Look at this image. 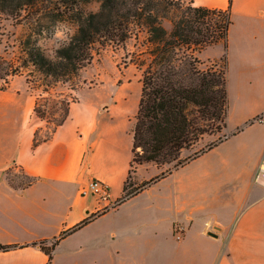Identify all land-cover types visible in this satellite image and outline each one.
Masks as SVG:
<instances>
[{"label": "crops", "instance_id": "1", "mask_svg": "<svg viewBox=\"0 0 264 264\" xmlns=\"http://www.w3.org/2000/svg\"><path fill=\"white\" fill-rule=\"evenodd\" d=\"M190 1L230 9L223 139L171 173L139 165L134 185L165 173L151 184L162 190L140 194L150 185L120 202L141 84L114 88L105 109L77 99L50 138L34 145L44 125L37 98L11 80L0 90V245L16 248L0 252V264H264V119L256 121L264 117V0ZM214 47L219 56L200 57ZM202 52L207 68L223 45ZM11 169L32 182L14 186ZM141 169L153 173L139 177ZM93 179L108 185L116 206L91 217L96 199L80 190ZM41 243H56L51 259Z\"/></svg>", "mask_w": 264, "mask_h": 264}, {"label": "trees", "instance_id": "2", "mask_svg": "<svg viewBox=\"0 0 264 264\" xmlns=\"http://www.w3.org/2000/svg\"><path fill=\"white\" fill-rule=\"evenodd\" d=\"M97 1L96 11L86 12L83 5ZM191 2V1H190ZM183 4L177 0H0V17L11 19L14 25L26 26V32L17 40V51L12 60L0 56V80L9 86L12 77L29 74L41 75L43 91L48 92L52 82L71 83L79 78L83 68L89 65L93 55L106 46H124L131 39L139 42V48L127 54L126 59L141 73V93L134 116L133 158L129 175L123 187L124 202L138 194L160 177L150 179L141 185H131V175L137 167L152 163L157 166L173 164L166 171L182 167L212 149L185 159L183 150L195 146L205 135L221 132L226 126L227 93V39L232 24L230 9H209ZM56 21H66L76 27L71 43L61 44L49 58L41 47H36V39L53 34L52 25ZM170 24L166 29L164 22ZM223 45L222 62L219 70L217 62L201 69L198 54L207 47ZM126 63V62H125ZM29 68L31 70H29ZM30 76L26 84L30 85ZM71 90L77 91V85ZM67 102L64 115L55 129L66 120L71 103ZM37 102L34 112L43 120ZM54 129V130H55ZM52 131V133L54 132ZM51 133V135H52ZM50 137L37 139L34 145L47 141ZM10 183L17 187L29 185ZM56 243L40 248L52 258ZM16 246L0 245V252Z\"/></svg>", "mask_w": 264, "mask_h": 264}, {"label": "rangeland", "instance_id": "3", "mask_svg": "<svg viewBox=\"0 0 264 264\" xmlns=\"http://www.w3.org/2000/svg\"><path fill=\"white\" fill-rule=\"evenodd\" d=\"M179 1L183 4H189L190 2V0ZM98 5L99 3L94 1L83 5L82 7L86 12H91L96 11L98 9ZM67 23L71 26L72 31L75 32L76 27L69 22ZM164 26L166 29H170L169 22L165 21ZM25 32L26 26L14 25V22L11 19L0 17V56L6 60H12L17 51V40ZM142 38L143 35H141L139 42L135 39H131L127 41L124 46H106L104 48H100L94 53L91 63L81 70L79 78L74 81V84L73 82H52L48 92L43 91L44 85H42V77L37 72L29 74L28 69H26L22 75L10 78L15 81V85H20V83H26L25 78L27 74L30 76L29 79L31 80V83L27 86L32 94L37 98L38 111L43 116L44 122L43 127L37 131V139H43L51 136L56 124L64 115V109L67 102H71V100L75 99H79L81 102L91 100V104H100L99 107L105 109L110 103V95H113L112 91L114 88L127 82L140 84V71L135 65L130 63L129 59H126V57L127 54L138 50V46ZM40 41L42 43L41 48L49 58H54V51L61 44L65 43L63 38L56 37L54 34L48 36L45 35L40 38ZM219 55L220 47H214L202 52L200 57L203 60H207L213 59ZM213 61L217 62V67L221 70L222 62L219 59L206 63V66H210ZM200 68L205 69V66L200 65ZM29 70L31 69L29 68ZM72 84L78 86L77 91L71 90ZM3 85L4 82L0 80V87ZM131 115L132 112H130V116ZM134 116L135 114H133L130 119L134 120ZM223 137L222 131L205 135L195 146L190 149L183 150L181 158L185 159L196 153L205 151L211 144L220 142ZM172 166L173 164L164 165L161 170L163 172L164 170L167 171ZM152 173L153 170L146 171L145 169H141L139 177H147ZM8 175L15 184H25L28 182V179L25 178L21 170L11 169L9 170ZM178 175L174 176L170 181L176 179ZM131 176V180H129V188L132 187L131 185L135 184V175ZM160 189L162 190V188L158 185H151L147 190L140 194H159Z\"/></svg>", "mask_w": 264, "mask_h": 264}, {"label": "built area", "instance_id": "4", "mask_svg": "<svg viewBox=\"0 0 264 264\" xmlns=\"http://www.w3.org/2000/svg\"><path fill=\"white\" fill-rule=\"evenodd\" d=\"M264 119L263 116L256 118V121L262 122ZM261 171L264 172V160H263V165L261 166ZM261 185L264 187V180L262 181ZM109 187L106 183L103 181L93 179L91 180L86 186L82 187L80 190V195L81 196H93L96 199V208L94 214H92L91 217H94L98 213L113 209L116 204L112 203L110 200V195H109ZM175 232V237L180 239L183 236V228L176 226L174 228Z\"/></svg>", "mask_w": 264, "mask_h": 264}, {"label": "clouds", "instance_id": "5", "mask_svg": "<svg viewBox=\"0 0 264 264\" xmlns=\"http://www.w3.org/2000/svg\"><path fill=\"white\" fill-rule=\"evenodd\" d=\"M53 34L56 37L63 38L65 43L63 44L64 47H67L71 43V36L75 35V33L72 31L71 26L66 21H56L54 25H52ZM36 39V47H41L42 43L39 38Z\"/></svg>", "mask_w": 264, "mask_h": 264}, {"label": "water", "instance_id": "6", "mask_svg": "<svg viewBox=\"0 0 264 264\" xmlns=\"http://www.w3.org/2000/svg\"><path fill=\"white\" fill-rule=\"evenodd\" d=\"M209 235H212V236H213V234H212V233H209Z\"/></svg>", "mask_w": 264, "mask_h": 264}]
</instances>
